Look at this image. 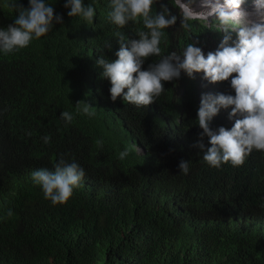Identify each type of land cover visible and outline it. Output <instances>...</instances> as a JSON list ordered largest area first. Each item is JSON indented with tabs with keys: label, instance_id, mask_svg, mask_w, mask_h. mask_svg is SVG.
<instances>
[{
	"label": "trees",
	"instance_id": "obj_1",
	"mask_svg": "<svg viewBox=\"0 0 264 264\" xmlns=\"http://www.w3.org/2000/svg\"><path fill=\"white\" fill-rule=\"evenodd\" d=\"M65 2L47 0L62 24L26 48L0 52V264H264V151L253 149L238 167L204 162L195 146L197 102L209 91L202 72L164 82L147 107L113 101L97 61L115 60L118 34L139 38L147 31L143 21L121 28L108 17L110 0H82L95 9L88 23L68 17ZM5 3L0 28L17 15ZM161 4L177 23L164 30L161 55L149 57L144 70L172 51L182 55L189 43L205 55L217 49L222 34L215 22L189 20L183 28L174 0H158L153 11ZM230 80L214 87L235 95ZM78 101L95 115L78 113ZM64 111L74 115L71 123L61 119ZM230 111L210 128L230 129ZM202 143L206 151L208 138ZM125 148L129 155L120 159ZM61 156L85 176L65 204L53 205L31 173L54 170ZM182 160L189 161L187 174Z\"/></svg>",
	"mask_w": 264,
	"mask_h": 264
},
{
	"label": "clouds",
	"instance_id": "obj_2",
	"mask_svg": "<svg viewBox=\"0 0 264 264\" xmlns=\"http://www.w3.org/2000/svg\"><path fill=\"white\" fill-rule=\"evenodd\" d=\"M157 2L110 0L108 17L112 23L122 28L139 19L147 30L140 31L139 38L127 41L123 34H118L120 46L115 53L116 59L110 61L101 56L97 61V66L102 68V78L111 85V99L115 101L121 97L129 104L147 107L165 90L164 82L179 79L182 72L189 78L202 72L204 85L209 91L197 102L201 142L195 146L202 151V158L210 167L219 168L225 163H231L233 167L242 166L253 149L264 151V11H259L261 18L256 20L252 16L255 11L244 10L250 6L264 9V0H211L208 13L193 11L190 3L179 4L174 0L182 13L181 27L190 28L189 20L202 19L199 21L205 23L203 20L213 16L222 40L217 49L207 55L201 47L189 43L182 55L172 51L144 70L142 66L149 57L161 55L164 30L177 23V15L167 4H161L159 11H153ZM5 7L17 12L13 23L0 28V52L5 55L26 48L33 39L52 31L55 24L63 23V18L55 13L54 6L47 0H28L27 7L17 0H6ZM64 8L69 9L68 17H82L88 23L93 22L95 9L91 5L85 7L82 0H66ZM249 15L252 19H247ZM233 32L236 33L235 39ZM106 47L111 49V44ZM230 77V87L235 95L223 94L219 87H214L215 83L228 81ZM75 106L78 113L88 117L95 115L96 108L84 101H78ZM226 109H231L228 118H235L233 126L212 130L211 120L219 113L224 114ZM60 117L66 123L74 119L68 111L62 112ZM204 137L208 138L210 145L206 151L202 143ZM42 139L47 144L50 136ZM97 144L102 146L103 141L99 140ZM134 147L139 153V148ZM129 152L130 149L125 148L119 153V158L125 159ZM179 169L187 174L189 161L182 160ZM84 176V169L75 160L69 162L64 156L54 163V170L39 169L31 173L33 182L41 187L45 199L53 205L65 204L74 190L82 186ZM7 215H13L12 211L9 210Z\"/></svg>",
	"mask_w": 264,
	"mask_h": 264
},
{
	"label": "rangeland",
	"instance_id": "obj_3",
	"mask_svg": "<svg viewBox=\"0 0 264 264\" xmlns=\"http://www.w3.org/2000/svg\"><path fill=\"white\" fill-rule=\"evenodd\" d=\"M177 2L180 4V3H184V2H188L190 3V7L192 8L193 11H196V12H201V13H208L210 12V3H211V0H177ZM259 6H262L261 3L259 2H256ZM199 4L203 5V6H206L205 8H202V10H198V7H199ZM205 4V5H204ZM243 8V6H242ZM204 9V10H203ZM181 11V10H180ZM254 16L253 19H256V20H260L261 16H260V12L258 10H255L254 12ZM247 19H252L251 18V15L248 16ZM198 20H202V19H198ZM205 21V24L206 25H209V23L212 24V22H217L215 17L213 16H209V19L208 20H203ZM234 27H239V25H234ZM220 30V29H219Z\"/></svg>",
	"mask_w": 264,
	"mask_h": 264
},
{
	"label": "bare ground",
	"instance_id": "obj_4",
	"mask_svg": "<svg viewBox=\"0 0 264 264\" xmlns=\"http://www.w3.org/2000/svg\"><path fill=\"white\" fill-rule=\"evenodd\" d=\"M205 5V4H204ZM242 6H245L244 4ZM206 6H203L201 4H199V7H198V10H202V8H205ZM244 9V8H243ZM204 10V9H203ZM246 10L247 12H252V11H255V10H258V11H264V9H259L257 7H254V6H250L248 7L247 9H244Z\"/></svg>",
	"mask_w": 264,
	"mask_h": 264
}]
</instances>
